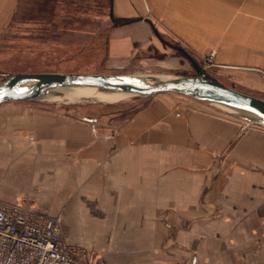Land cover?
I'll list each match as a JSON object with an SVG mask.
<instances>
[{"label":"crops","instance_id":"0c3cea01","mask_svg":"<svg viewBox=\"0 0 264 264\" xmlns=\"http://www.w3.org/2000/svg\"><path fill=\"white\" fill-rule=\"evenodd\" d=\"M50 3L62 12L52 18L73 11L77 24L106 12L102 61L111 72L167 52L174 35L194 57L214 54L220 83L264 90V0H0V36ZM63 33L70 57L57 64L96 49L95 29ZM180 97L158 93L128 112L93 107L92 116L0 104V199L34 194L40 212L59 218L66 242L100 264H264V127Z\"/></svg>","mask_w":264,"mask_h":264},{"label":"rangeland","instance_id":"374dc122","mask_svg":"<svg viewBox=\"0 0 264 264\" xmlns=\"http://www.w3.org/2000/svg\"><path fill=\"white\" fill-rule=\"evenodd\" d=\"M47 10L44 15L33 17V13H30L28 18L27 13L24 14L23 18L15 19V23L12 28L8 26L3 34L0 36V82L4 81L9 76L19 73H42V72H54V70H75L80 71V73L89 72L85 74H115V75H137L139 73L154 75L161 78H175V77H183V76H197L199 75V71L197 69L200 68L206 75L205 77L208 79H212L215 81L226 80L221 75L220 67L214 65V62L209 63L206 59H199L198 57L192 56V53L187 49V44L185 41L177 38L174 35H169L166 37L167 43L164 45L167 52H163L162 54L155 53L151 51L148 53V61L138 67H131L129 70L120 71V72H111L106 67L104 68L103 56L105 49V38L107 36L108 31V20L104 18V14L106 12L103 9L99 11V19L98 20H89L83 19L81 24H77L78 20L69 18L70 15H75L73 11H68L66 14L68 18L61 19L52 18L53 15H60L62 12H54L53 4H46ZM72 4L67 3L66 6L69 8ZM90 4H86L83 6H88ZM102 4H100L101 6ZM106 5V4H103ZM49 9V10H48ZM51 16V18H50ZM61 16V15H60ZM49 17V18H47ZM37 31H35V28ZM80 28V29H95L99 33L98 36H93L95 39L93 48L98 49L96 53V49L91 53L89 51L82 52V56L78 55L76 61H73V65H62L63 62H59L61 57H65L64 55L69 56L70 52L67 53L64 51L65 47L62 45V41H67L72 38L64 35L63 31L68 30L70 28ZM18 28V29H17ZM40 32V33H37ZM67 39V40H64ZM93 40V41H94ZM174 47H172V46ZM169 48H173V51H170ZM73 54V53H71ZM189 55V57H188ZM70 57V56H69ZM156 58V60H150L152 58ZM170 57L180 58V61L176 64H169L165 60ZM190 59V60H189ZM61 61V60H60ZM164 61V62H163ZM76 64V66H75ZM194 64V65H193ZM62 66V67H61ZM86 66V67H85ZM70 67V68H69ZM231 83V81H226ZM227 85V84H226ZM225 85V86H226ZM255 95H260L259 98L264 99V90L263 92L259 91H251ZM175 96H181L185 100L195 101L203 105H207L213 110L217 111L220 114L235 117L242 119V121L246 124V126L250 127H259L261 126L251 124L243 118L236 116L234 113L230 111H226L215 104H211L209 102H204L190 96L179 95L173 93ZM252 95V94H250ZM258 97V96H256ZM146 97L132 96L128 98H123L119 100H115L113 102L105 101L102 99L95 98L93 96L90 97H77V98H66V100H53V101H45V100H28V101H8L5 106H19V107H66L69 108H81L83 112L87 115H96L97 113L105 112L103 106L106 105H114V107L124 108L127 112L137 109L141 105L144 104ZM139 100H142L141 102ZM3 104V103H1ZM124 106V107H123ZM102 108L100 111L95 110L92 111L90 108ZM97 112V113H96ZM29 195L25 194L24 196ZM23 196V197H24ZM32 196L35 198L34 194ZM22 198V197H21Z\"/></svg>","mask_w":264,"mask_h":264},{"label":"water","instance_id":"95a60500","mask_svg":"<svg viewBox=\"0 0 264 264\" xmlns=\"http://www.w3.org/2000/svg\"><path fill=\"white\" fill-rule=\"evenodd\" d=\"M197 69L199 71L197 76L175 77L151 84L132 80L129 75L19 73L0 82V104L8 101L38 100L45 88L52 85L91 87L104 91L130 93L139 97H150L158 93H176L211 104L237 108L246 114H235L236 116L251 124L264 127V99L208 79L200 68Z\"/></svg>","mask_w":264,"mask_h":264},{"label":"built area","instance_id":"2783aa9c","mask_svg":"<svg viewBox=\"0 0 264 264\" xmlns=\"http://www.w3.org/2000/svg\"><path fill=\"white\" fill-rule=\"evenodd\" d=\"M0 264L100 263L87 247L67 243L59 218L40 212L26 195L16 203L0 199Z\"/></svg>","mask_w":264,"mask_h":264},{"label":"bare ground","instance_id":"6f19581e","mask_svg":"<svg viewBox=\"0 0 264 264\" xmlns=\"http://www.w3.org/2000/svg\"><path fill=\"white\" fill-rule=\"evenodd\" d=\"M130 79L135 81H141L146 82L148 84L154 83L156 81L161 80H170L171 78H161L154 75H147L139 73L135 76L129 75ZM93 96L98 99H102L105 101L113 102L115 100L123 99L132 97L133 95L130 93H124V92H115V91H104L99 90L97 88H91V87H78V86H57L52 85L45 88L43 95L41 96V100L45 101H53V100H66V98H77V97H90ZM134 97V96H133ZM197 100V99H196ZM205 102V101H204ZM214 104V103H213ZM216 106L228 110L231 113L234 114H246L243 111L229 107L223 104H215Z\"/></svg>","mask_w":264,"mask_h":264},{"label":"trees","instance_id":"16d2710c","mask_svg":"<svg viewBox=\"0 0 264 264\" xmlns=\"http://www.w3.org/2000/svg\"><path fill=\"white\" fill-rule=\"evenodd\" d=\"M129 20H116V24L127 23Z\"/></svg>","mask_w":264,"mask_h":264}]
</instances>
